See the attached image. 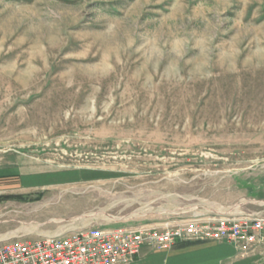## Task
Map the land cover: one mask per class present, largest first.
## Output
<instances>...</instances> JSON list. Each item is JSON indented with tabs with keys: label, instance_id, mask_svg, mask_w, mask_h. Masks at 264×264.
Segmentation results:
<instances>
[{
	"label": "rangeland",
	"instance_id": "1",
	"mask_svg": "<svg viewBox=\"0 0 264 264\" xmlns=\"http://www.w3.org/2000/svg\"><path fill=\"white\" fill-rule=\"evenodd\" d=\"M11 168L0 239L264 215V0H0Z\"/></svg>",
	"mask_w": 264,
	"mask_h": 264
},
{
	"label": "built area",
	"instance_id": "2",
	"mask_svg": "<svg viewBox=\"0 0 264 264\" xmlns=\"http://www.w3.org/2000/svg\"><path fill=\"white\" fill-rule=\"evenodd\" d=\"M224 240L248 253L264 245V215L195 218L177 224L87 227L36 238L0 239V264H131L142 249L170 250L181 241Z\"/></svg>",
	"mask_w": 264,
	"mask_h": 264
},
{
	"label": "crops",
	"instance_id": "3",
	"mask_svg": "<svg viewBox=\"0 0 264 264\" xmlns=\"http://www.w3.org/2000/svg\"><path fill=\"white\" fill-rule=\"evenodd\" d=\"M12 168L0 169V176L20 175L22 188L14 194L42 189V184L56 182L55 177L46 176L42 171L23 172ZM131 264H264V246L245 253L224 240L181 241L166 251L146 247Z\"/></svg>",
	"mask_w": 264,
	"mask_h": 264
},
{
	"label": "trees",
	"instance_id": "4",
	"mask_svg": "<svg viewBox=\"0 0 264 264\" xmlns=\"http://www.w3.org/2000/svg\"><path fill=\"white\" fill-rule=\"evenodd\" d=\"M22 199L24 198L23 194H6V195H1L0 196V203L2 201H7V200H10V199Z\"/></svg>",
	"mask_w": 264,
	"mask_h": 264
},
{
	"label": "bare ground",
	"instance_id": "5",
	"mask_svg": "<svg viewBox=\"0 0 264 264\" xmlns=\"http://www.w3.org/2000/svg\"><path fill=\"white\" fill-rule=\"evenodd\" d=\"M34 227H36V226H34ZM33 229V228H32Z\"/></svg>",
	"mask_w": 264,
	"mask_h": 264
}]
</instances>
